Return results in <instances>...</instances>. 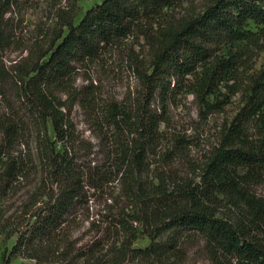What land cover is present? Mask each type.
Returning a JSON list of instances; mask_svg holds the SVG:
<instances>
[{
    "label": "trees",
    "instance_id": "trees-1",
    "mask_svg": "<svg viewBox=\"0 0 264 264\" xmlns=\"http://www.w3.org/2000/svg\"><path fill=\"white\" fill-rule=\"evenodd\" d=\"M17 1L0 0V236L16 235L0 264H182L190 245L210 264H264V0H213L181 15L173 8L182 0H101L77 22L76 12L61 17L64 30L46 49L6 65L14 37L5 15ZM135 33L148 49L134 59L140 97L98 102L91 85L76 86V64ZM252 56L259 68L243 82ZM180 92L203 115L241 97L196 166L188 139L162 144L165 119L150 109L155 94L165 103ZM73 106L89 112L99 149L75 135ZM96 191L122 206L105 241L79 245L71 222ZM139 233L143 247L134 246Z\"/></svg>",
    "mask_w": 264,
    "mask_h": 264
},
{
    "label": "rangeland",
    "instance_id": "rangeland-1",
    "mask_svg": "<svg viewBox=\"0 0 264 264\" xmlns=\"http://www.w3.org/2000/svg\"><path fill=\"white\" fill-rule=\"evenodd\" d=\"M212 1L182 0L173 8V12L176 15L189 12L199 13ZM99 2L101 0H18L16 5L9 7V11L5 15L12 23L13 32L11 33L14 37L4 55L6 65L27 62L28 60L25 58L31 49L37 45V48L46 49L51 41H54L57 35L64 30L62 26L63 17L76 12L75 22H77L87 9ZM33 52L36 53L35 50ZM147 53L148 49L142 37H138L137 33L128 36L123 40L120 47L114 48L104 58L98 61L76 64L75 84L76 86L91 85L96 90L98 102L116 100L118 102L125 101L128 104L140 97L144 91L135 63L143 57L146 59ZM260 62V56L249 58L245 67L239 71V80L242 79L244 82L245 77H247L246 74L254 73L259 68ZM241 84L244 86L243 83ZM240 99V96L233 97L231 104L225 108L224 113L203 115L200 113L198 102L191 94L180 92L171 95L165 103L162 102L158 94H155L150 109L161 114L165 119L163 130L167 140L162 144L166 146V141L177 136L188 139L190 143L187 150L188 158L196 166L216 144L219 125L225 119V114H233L240 103ZM2 109L0 104V113ZM70 113L74 133L81 140V143L89 147L93 146L94 150L99 149L101 142L96 137L99 130L92 121H89V112L78 106H73ZM94 116L96 117V115ZM102 131L109 134L110 130L103 129ZM49 134L53 138L50 126ZM183 165L182 162L176 161L173 167L180 169ZM117 192L118 189L115 190V195ZM115 195L109 198V191L106 193L96 191L90 195L88 202L75 214L71 222V229L79 245L96 240L105 241L104 235L107 233V229L109 230V221L115 217L117 210L122 206L121 203H118L120 198L118 196L114 198ZM10 203L11 201L7 204ZM138 235L134 246L143 247L147 245L148 238L140 233ZM15 238L16 235L0 236V263L3 249L10 248ZM12 264H33V261L15 257L12 259ZM182 264H210V262L198 246L190 245L187 257Z\"/></svg>",
    "mask_w": 264,
    "mask_h": 264
}]
</instances>
